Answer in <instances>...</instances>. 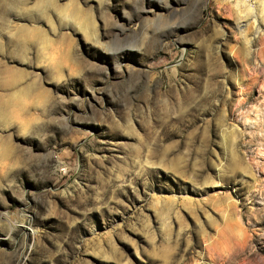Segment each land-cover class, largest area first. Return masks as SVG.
Masks as SVG:
<instances>
[{
  "label": "rangeland",
  "instance_id": "1",
  "mask_svg": "<svg viewBox=\"0 0 264 264\" xmlns=\"http://www.w3.org/2000/svg\"><path fill=\"white\" fill-rule=\"evenodd\" d=\"M233 4L0 0V264H264V27Z\"/></svg>",
  "mask_w": 264,
  "mask_h": 264
},
{
  "label": "bare ground",
  "instance_id": "2",
  "mask_svg": "<svg viewBox=\"0 0 264 264\" xmlns=\"http://www.w3.org/2000/svg\"><path fill=\"white\" fill-rule=\"evenodd\" d=\"M234 2L233 7L239 15H253L254 12H258V14H264V0H258L254 1L253 3H248L244 0H232ZM12 5V4H11ZM260 16L261 25L256 29L258 32L262 30V27H264V15ZM77 29L80 30L83 34V36L86 38L89 33L88 25L87 24H81L77 26ZM3 113H0V119H3Z\"/></svg>",
  "mask_w": 264,
  "mask_h": 264
},
{
  "label": "built area",
  "instance_id": "3",
  "mask_svg": "<svg viewBox=\"0 0 264 264\" xmlns=\"http://www.w3.org/2000/svg\"><path fill=\"white\" fill-rule=\"evenodd\" d=\"M244 1H246L248 3H253L254 1H258V0H244Z\"/></svg>",
  "mask_w": 264,
  "mask_h": 264
}]
</instances>
